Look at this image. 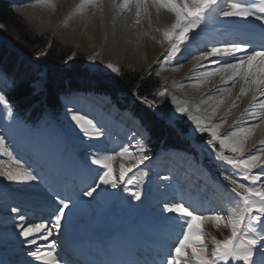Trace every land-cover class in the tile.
Returning <instances> with one entry per match:
<instances>
[{
  "label": "bare ground",
  "instance_id": "6f19581e",
  "mask_svg": "<svg viewBox=\"0 0 264 264\" xmlns=\"http://www.w3.org/2000/svg\"><path fill=\"white\" fill-rule=\"evenodd\" d=\"M13 1L16 4H19L20 8L23 9V12H25V15L28 16L32 23L37 25L40 31H49L51 34L53 33V36H58L59 39L72 44L77 49L89 52L91 60L94 62V67H102L105 65L107 70L115 71V68H120L122 65H128L135 68H152L157 66V70L162 77L161 90L166 89L174 102L171 112V118L173 120L180 119L187 114L189 118L190 115L200 116L205 119L207 125H215L220 123L223 119L225 122L219 129V134L222 136L234 131L237 126L247 127L250 124L255 125L254 131L248 136V139L245 142L243 156L247 157L248 154H256L258 149L264 147V143H262L264 142V118H261V112L259 109H253L251 107V104L253 103V93L248 92L246 95H240L241 87H247L244 79L238 77L234 82H228L227 85L223 83L222 77L219 74L200 79V73L202 71L214 66L208 61H200L201 64H203V68L196 67L198 59L202 55H206V50H210L212 47L225 42L221 41L217 44L209 45L203 44L208 38L212 37L210 34H212L214 32L213 30L217 27L219 29L230 28L233 26H248L254 30H258L256 31L257 34L260 36L263 35L262 37H264V26H262V22L256 18L249 17L247 19H242L238 17L223 16V12L229 10L226 9L225 6L232 4L235 2L234 0L230 3L225 2L223 5L218 3L220 4V8L214 6L209 10L203 18L200 28L190 36L189 41H185L181 45V51L167 62L164 60V57L170 48V42L164 39L163 31L174 23L175 16L164 8L157 9L153 0H146V3H144L139 9V16L137 15L135 2L129 3L128 7H123V0H91V2H89V0ZM254 1V3H258V0ZM199 43L201 45H199ZM252 51L253 50L250 48L246 49L245 52L237 53L236 58L244 56L241 55L242 53H245L246 55ZM223 59H226L227 62H235L233 59ZM109 64L114 65L115 68H109ZM227 75L228 73L224 74V79H226ZM238 97L239 99H237ZM259 99H264V97H258L257 102ZM221 100L223 101L222 103ZM99 104L96 121H99L98 127H101L102 131L107 132V134L104 135L103 138L92 139V142L97 145V147H102L104 145L110 146V144H112L120 151L121 144H124L122 143V140L128 139V137L130 140L138 138V135L133 131L135 125L127 114L117 112L106 100L101 99ZM181 104L188 107V112L179 113L175 111L177 107L181 106ZM197 106L199 110H197ZM213 109H215L214 116L212 115ZM253 112L257 119H253L251 115ZM189 123L195 128L194 121L189 119ZM4 125L6 126L4 121L0 118V138L2 139L7 136V138H9L10 132L12 133L13 131L12 126L5 128ZM5 129L8 130L6 131ZM112 129H119V131L114 134L111 132ZM4 131L5 134H2ZM25 139L27 138L25 137ZM18 140H20V138L18 139L17 137L14 141ZM62 141L64 143V140ZM19 142H21V140ZM60 143L61 141L59 142L58 148L62 146ZM12 144H14V142ZM73 144L71 143V145ZM4 145L5 144L3 143V145L0 146V168L10 167L13 170L17 168L24 170L30 166L35 171L39 170L42 177L40 180L41 183L47 179L45 182L50 183V185L49 187H46L48 189H44L42 186L45 184L42 185L38 182L8 181L5 177L0 176V249L12 244L11 241L13 240H23L24 237L19 235V225L21 223L27 227L44 222V217L42 218L30 214L24 215L25 221L21 222L19 219L21 214H18L17 211H12L13 208L16 207L15 205L19 202L20 204H27L29 201L40 202V206L36 211H39L42 215L45 214L52 217V211L58 201L54 196L47 193L49 190L52 191L56 186L58 187L57 191L60 193V198H63L64 196L73 198L69 208L66 209V216L61 221L62 228L60 227L59 229L65 237H72L74 234L81 232H89L87 235H83V240L86 241L91 240L89 237L96 236L91 240L94 242H91V245L87 246L88 249L93 250L94 247H97V242L99 244H104L106 242L108 245L115 243L114 246H117V244H121V237L122 240H127L132 234L134 242H136L135 245L144 246L145 243H156L159 249L163 251L162 253L164 256L167 257L168 253L172 251V245L177 241L178 237L182 238V236H180V228L172 219V214L160 217L149 214V211L151 213L153 212L149 206L150 192L149 195L145 194L147 196H144V199H149L148 202L144 201V203L147 204L144 206L143 203L140 206V208L143 207L141 217L134 218V216L133 221L130 222L131 218L129 215L127 218H121L120 220L116 219L118 224L111 225L110 223L112 221H108V217L104 215H108L114 219L115 214H117L119 210L129 207L127 206L129 203L125 202L126 200H122L123 205L117 211L114 208H110L114 202L112 203L109 201L107 204L101 203V205L97 201L90 200L89 198L91 197H86L81 194L88 185L93 183L94 178L96 181L98 180L96 166L94 167L92 164L87 163L89 166H87V175L85 176V166H83L85 163H81V168L78 169L77 167L80 165H75V162L77 163V161L75 160L73 163L72 159L67 158V155L65 156L64 164L60 163L61 161L59 162L56 156H50L49 158L52 159L50 160L51 162L37 163L35 166H31V164H28L26 161L17 157L18 154L15 152L17 149L16 144L13 146L9 144L7 147ZM19 145L21 147L20 150H22V156L28 152L27 149L30 151L32 150L33 152L35 149V152L38 151L37 155L45 157V149L43 150L44 147H37L35 146L36 144L31 146L19 143ZM67 145L68 144L65 146L67 147ZM80 145H76L75 148L79 150L82 148ZM69 146L70 145H68V148H70ZM8 153H11L13 157L19 160L20 165L13 164ZM173 155V159H166L163 155H158L155 158L156 161L148 171L141 170L143 173L147 172V176L143 179H140L142 173L137 174L138 176H136V180L139 182L138 186L141 193L145 191L147 177L154 180L164 172H169L170 174H178L180 178L188 177L189 184L191 183L189 188L194 194L200 197L203 196L201 201L194 200L195 206H201L205 211L220 206L228 208L229 210L235 207L234 202H228V198L234 195V193H229L225 190V187L227 186L225 182L228 180H222L215 176L212 169L207 165H205L207 168L203 167V164L198 168H192L191 165H188L189 163L186 165L185 163L188 158L185 159L184 157H179L180 155L177 151L174 152ZM119 158L120 162L123 163L125 157L119 156ZM69 160L72 161V164L70 163L71 168L67 165L69 164L67 162ZM53 161L56 162L54 170L50 165ZM72 168L76 170L77 176L74 172H70ZM227 168L228 170H231L234 175H237L236 169H233L232 166L228 165ZM237 171L240 173L238 177L240 180V178L243 177V173L241 170L237 169ZM252 171L256 172L257 170L253 169ZM53 173L56 174V176H60L61 179L59 181L58 178L55 179L52 175ZM68 177L74 179L75 182L67 179ZM79 178L81 179V182H77V179ZM64 181L65 185L62 184ZM154 183L155 182L153 181V184ZM262 184L264 186V180H262ZM150 187H152V190L158 191L156 185H151ZM185 187L188 188L187 185ZM101 188H103V186H101ZM18 190H23L27 193L22 195L18 193ZM66 191L69 192L68 195H66ZM117 192L118 191H113L116 195ZM158 193L159 201H164L166 198L168 201L170 199L173 201L174 198L178 199V197H185L186 201L190 200L189 195L186 194L184 196V190L175 191L174 188H171L170 186L161 189ZM45 194L47 196H45ZM7 200H9V202L13 201L14 203L12 205L14 207H10L6 204L5 201ZM168 201L167 203H172ZM210 202H212L213 205ZM95 204L102 206L100 209L108 208L107 211L106 209L103 210L101 218H96L97 214L95 215L94 210H96L97 205ZM33 205L34 202L25 208L32 210L31 207H33ZM45 209L50 210L45 212ZM128 211H126V213ZM123 213L120 212L119 214ZM223 214L228 216L229 212ZM117 215L115 218H118ZM11 216H13V218H11ZM152 218L159 219L155 221ZM138 221H143V223H140L135 227ZM127 223L129 226L125 227V224ZM12 224H14V226H10ZM44 224H49L50 226L51 223L48 221ZM102 228H105L108 231H103ZM130 228H134L133 233L127 231ZM121 230L122 232H120ZM244 231L245 233H248L251 230L250 228H246ZM93 233L95 235H93ZM143 234L146 236V240L141 237ZM212 235L215 239L219 237L216 231L212 232ZM54 236L56 237V233H53L52 237H49L46 242L54 239ZM96 239H99L100 241L95 242ZM39 242L42 241H36V244L34 245L27 243L28 245H25V249L20 248L19 245L18 247L14 246L3 252L6 253V255H13V257H19L20 255L24 257L29 256L31 255V252L37 251L36 249L39 246ZM188 251L190 252L191 249ZM260 252H264V248L258 247L254 256L256 257L257 255L262 254ZM151 253L152 254L150 255L145 254L144 259L148 263L151 262V260L160 262L161 259H163L161 253L160 255L154 252ZM59 256H61V254ZM15 259L16 258H14V260ZM41 264H48V262H42ZM180 264H182V262H180ZM259 264H264V261Z\"/></svg>",
  "mask_w": 264,
  "mask_h": 264
},
{
  "label": "snow or ice",
  "instance_id": "6c2138e0",
  "mask_svg": "<svg viewBox=\"0 0 264 264\" xmlns=\"http://www.w3.org/2000/svg\"><path fill=\"white\" fill-rule=\"evenodd\" d=\"M131 2H135L137 15L139 16V9L146 3V0H123L122 6L128 7ZM153 3L157 9L164 8L175 16L174 23L163 31L164 39L170 42V48L164 57L167 62L181 51V45L185 41H189L190 36L200 28L203 18L209 10L218 4V0H153ZM223 16L242 19L255 17L264 26V0H258V3L251 4L245 2V0H237L231 5L229 10L223 12ZM249 48H251V45L245 41H225L210 50H206V55H202L198 59L196 67L203 68V64L200 61H208L214 67L202 71L200 79L219 74L225 85L228 82H234L238 77H242L247 87H241L240 95L252 92L253 103L251 107L259 109L261 118H264V99H259L257 102L258 97H264V50L252 51L240 58H236L237 53L245 52ZM223 58L233 59L235 62H227ZM108 67L115 68L112 64H109ZM115 70L118 71L119 69L115 68ZM225 73H228L226 79H224ZM157 94L165 96L167 90L163 89ZM0 104L6 106L9 115L12 114L11 105L3 92H0ZM147 106L149 108L156 107L154 102H148ZM197 110H199L198 106ZM70 111L72 113L70 116L71 121L74 122L84 137L91 140L94 138L99 139L104 135L102 128L98 127L99 121L94 122V118L89 119L87 116L79 114L78 109ZM175 111L186 113L188 112V107L181 104ZM212 115H215V109H213ZM251 115L253 119H257L254 112ZM160 119L164 120L169 127L173 126L174 121L171 116L161 113ZM190 119L195 122L196 132L207 133L211 137L198 146L199 151L203 153L207 149L216 159L232 166L234 169L241 170L243 179L245 181L250 180L252 186L240 182L231 175H225L224 179L235 186L231 190L234 195L228 198V202H234L235 207L230 210L223 206L208 209L211 213L209 215L198 214L195 207L191 205L185 206L184 202L165 204L163 210L172 214V219L180 228V236L182 238L178 237L177 241L172 245V251L165 257L164 264H180V262L182 264H221V262L223 264H233V261L236 264H256L254 259L255 251L258 247L264 248V188L255 186L257 182L264 180V147L258 149L256 154H248L247 157L243 156L245 142L254 131L255 125L250 124L247 127L237 126L234 131L222 136L219 134V129L225 122L223 119L215 125H207L205 119L200 116L190 115ZM3 143V139L0 138V146ZM217 144L219 148H217ZM225 149L230 150L234 155H225ZM192 150L196 152L197 148ZM141 151H145L142 146ZM118 155L129 158L127 165L123 163L119 165L118 178H114V156L112 154L91 159V164L97 166L99 183H96L94 178L93 183L95 186L88 185L86 190L81 193L83 196L94 197L101 185H110L111 188L116 189L125 182L129 185L133 184L135 178L126 180V175L149 159L147 155L133 157L129 148L123 146H121ZM8 156L13 164L20 165V161L13 157L11 153H8ZM253 169L257 171L253 172ZM0 176L5 177L8 181L21 182H37L42 179L40 173L33 170L30 166L24 170L19 168L13 170L10 167L0 168ZM145 176H147V172L142 173L140 179ZM125 191H129L136 200L141 199L140 191H131L130 189H125ZM55 198L58 202L52 212L51 228L44 223L27 227L21 223L19 225V235L30 238L33 234L46 232L47 235L43 236V239L47 240L54 229L61 227V221L66 216V209L69 208L71 198L67 196L60 198L59 192L55 193ZM12 211L16 212L18 210L13 209ZM225 212H229L227 219L223 215ZM19 219L23 222L25 221V216L20 215ZM209 221L214 222L217 227L224 224L230 227L231 230V235L226 239H214L215 247L210 254L207 251V245L204 243L206 233L203 230V226ZM250 226L251 231L245 233L244 230ZM242 233L245 235L243 240L241 239ZM28 243L34 245L36 240L28 239ZM54 243L55 241H53ZM189 249H191L190 252L188 251ZM31 256L35 260L46 261L48 264H59L54 251L41 252L37 250L31 252Z\"/></svg>",
  "mask_w": 264,
  "mask_h": 264
},
{
  "label": "rangeland",
  "instance_id": "374dc122",
  "mask_svg": "<svg viewBox=\"0 0 264 264\" xmlns=\"http://www.w3.org/2000/svg\"><path fill=\"white\" fill-rule=\"evenodd\" d=\"M7 1H9V6L16 13H18L19 15H21L23 17L25 23L34 32H36L40 36V38L42 40H45L47 42V45L56 44V45H58V46H60L62 48H65L70 53V61L65 66H62V65L61 66H59V65L57 66L61 71L76 70L77 67L75 66V64L73 62H71V60H76V62L78 60L80 62V64H81L80 71H84V72H87L89 74H93L96 77H102V78H107V79H109L110 76L118 74L120 71H122L124 69H132V70L138 71L140 74H143V75H146L148 77L153 78V80H154L153 84L155 85V89L153 91H151L150 93H148L147 95H145L143 97L140 96L139 99L142 102H145L146 105H147L148 102H154L156 107L153 108V109H155V111L159 115L161 113H165L168 116H171V112H172V109H173V106H174V102L172 100V97L168 93L165 96H159L157 94L159 91H161V88H162V85H161L162 77H161L160 73L157 70V66L152 67V68H149V67H147V68L146 67H144V68H135V67H131V66H128V65H122L120 68H118L119 69L118 71H116V70L115 71L107 70L105 65H103L102 67H94L93 66L94 62L91 60V56H90L89 52L77 49L72 44L67 43V42L59 39L58 36H56V35L53 36L52 35L53 33L51 34V32H49V31H40L38 29L37 25L32 23L30 21V19L28 18V16L25 15V12H23V9L20 8L19 4H16L13 0H7ZM1 37L5 39V41L8 43L9 46H13L14 48L18 49L17 47L14 46V44H13L11 39H8V38L3 37V36H1ZM18 52L22 55L23 58H27L28 61L32 62V64H35L36 66H41L39 61H38V59H36L34 57H31V56H28L27 54L26 55L23 54L21 49H18ZM79 62H77V63H79ZM48 69H49L48 66L43 65L42 69L38 72V76L39 77L34 82L35 91H40L41 89L45 90V81H46V78H47ZM43 72H44V74H43ZM10 81H11V78H9L7 75H4L3 73H0V92H3L4 95H5V92H6L5 89L9 86V82ZM70 95H71L70 100L68 99V102H66V105H64V107L61 109V111L59 113V119H57L55 116H52V114L50 113V114H47L43 119H41V121L36 122L34 124L31 123V122H27L26 120L21 118L12 109V107H11L12 114L9 115L6 106L3 105V104H0V115H1L0 118H1V120L4 121V124H6V126L4 125L5 128H8L9 126L13 127V131H12V133L10 132L9 138H7L8 136L3 138L4 139L3 140L4 144H5L4 146L7 147V145L9 146V144L11 146H13L14 144H12V143L18 137V139L20 138V140H25L26 142L30 141V143L32 145L36 144L35 146H37V147H44L43 150L45 149V157L44 156L42 157L40 155L36 156V154H37L36 153L35 154L36 160H39V161H42V162L46 161L48 163V162H51L50 160H52L51 158H49L50 156H56L58 161L59 162L61 161L60 163L64 164L65 163V156L67 155V158L72 159L73 163L75 162V160L77 161V163L75 162V165L77 164V166L80 165L81 163L82 164L85 163V165H83V166H85L84 169L87 167V163L91 164V159L92 158L98 157V156L112 154L114 156V160H113L114 178H118L119 165L122 164V163L120 162V158H119V155H118L119 150H117L116 146H113L112 144H110L111 145L110 147H109V145H104L102 147H97V145H95L92 142L93 141L92 139L89 141V139L87 137H84L82 135L80 130L76 127L74 122H72L71 119H70V116L72 114L70 110L78 109L79 110V114L85 115L89 119H93L94 118V122H95L96 121V117H97V113H98V108H99V105H100L99 101L101 99H103V100L108 101V103H110V105L117 112H120V113H123V114L124 113L127 114L128 117L133 122V124L135 125V128L133 129V131L138 135V138L135 139V140L134 139L130 140V138L128 137L129 140L128 139L122 140V143H124V144H121V146L128 147V148L130 147L129 150H130V153H131V155L133 157H139L141 155H147L149 157V159L144 161L142 164H140L138 168L133 169L131 172H129L126 175V178H125L126 180L130 179V178H135L133 184L129 185V184H127L125 182V183L120 184L116 189L111 188L110 185H101V186H103V188H101V186H100V188H98L96 193L94 194V197L89 198L90 200L97 201L100 204L101 203L102 204L103 203L107 204L109 201L112 202V203L114 202L112 204V206H110V208H114L117 211L123 205L122 200L123 201L126 200L125 202L129 203L127 205L129 207L125 208L127 210H125V209L122 210L121 209V210L118 211V213H117L118 215L115 214V216L117 215L118 218H115V216H114V219H112L110 216L104 215V216L108 217V221H112L110 224L111 225L118 224L117 223L118 219L120 220L121 218L122 219L123 218H127V216H129V215H130V218H131L130 222L133 221V217L134 216H135L134 218H138V217L142 216V213H143L142 208L143 207L140 208V206L144 203V201H146V199H144V196L149 195V192H150L151 196L155 194L154 192L152 193V191L150 190L151 189L150 186H151L152 181H154L155 183L156 182L158 183V191L157 192H160L161 189H164L165 187H169V186L171 188H174L175 191L184 190L185 191L184 196L188 192H190V190L185 189L186 185L188 186V188H189V186H191V183L189 184L188 177L182 178L181 182H182L183 188H179L178 187L179 183L173 182L174 179L176 178V176H175L176 174L175 173L174 174L173 173H171V174L169 173L170 175L163 173L162 175H159L154 180H151V178L147 177V179H146L147 182L145 184V189H144L145 191H143V193H141V199L140 200H136L133 196H131L130 192L129 191H125V189H130L131 191H140V188L138 186L139 182L136 180V178H137L136 176H138L137 174L138 173H143L142 172L143 170L144 171H148V169L151 168L152 164L156 161L155 157L160 155V154H158L157 156H155V155L152 156V155L148 154L149 150L152 147L151 144H153V143L149 139V134H148L147 130L140 123L139 119L133 114V111L131 109H128L127 111H129L132 116L130 115V113H127L126 111H123V110L117 108L118 106L113 100H112L113 101V103H112L111 100L104 99L105 97L108 98V96L100 95L99 93H95V92H86V91H80V90H74L70 94H68V96H70ZM138 96L139 95L137 93L136 94L134 93V94H131L130 98H131V100H133V98L138 97ZM5 97H6V95H5ZM6 99H7V97H6ZM166 104L169 106V111L168 112L159 110V107H161V106L164 107ZM120 108H122V107H120ZM189 119H190L189 116L186 114V115L182 116L180 119H177V120H173L172 119V120L174 121L173 125L180 126L181 124H185L187 126L188 131L186 132V136L188 138H190L192 140V142L195 144V148H197V156L195 157L192 153H185V151L180 150V151H177V152H179V155H180L179 157H184L185 159L188 158V160L186 161L185 164L187 165L189 163L188 165L189 166L191 165L192 168H198L199 166H201V164H203L204 165L203 167H205V168H207L205 165H207V166L210 165L211 167H214L216 169V171H215L216 173L220 172L224 176L225 175H231L234 178L238 179L240 173H238L237 169H236L237 175H234L231 170H228V168H227L228 165L226 163H223L220 160L216 159L214 157V155L209 150L205 149V152H203V153H201L199 151L198 146L202 145L205 141L204 142H200L199 141V142L196 143V137L199 136L201 133H198V132L195 131V128L193 127V125L191 123H189ZM137 126H138V128H137ZM5 130L7 131L8 129H5ZM118 131H119V129H116V130L112 129L111 130V132L114 133V134H116ZM2 134H5V131ZM106 134H107V132H104V135H106ZM205 134L207 136V139L211 138L207 133H205ZM104 135L102 136V138L104 137ZM15 136H17V137H15ZM64 136L67 137V138H65ZM25 137L27 139H25ZM62 140H64V143H63ZM60 141H61L60 144L62 146L60 148H58V145H59ZM65 141H68V142H65ZM73 142H74V144H73ZM71 143L73 145H71ZM86 143H88L89 145L86 144ZM66 144L70 145L69 146L70 148H68V145L66 147L65 146ZM76 145H80L82 148H80L78 150V149L75 148ZM141 146L143 147V149H145V151H143V152L141 151ZM109 148H114V149L110 150ZM217 148H219L218 144H217ZM103 150H106V151H103ZM226 150H224L225 155H227V156H233L234 155L228 149H226ZM174 151H175V149H170L169 150V154H171V155L174 154ZM166 152H168V151L163 150L161 152L160 149L157 150V153L165 154ZM176 154H178V153H176ZM205 157H206V159H204ZM70 161L71 160L67 161L69 163V164H67L69 168H71V164H72V161L71 162ZM55 163L56 162L53 161V163L50 164L53 167V170H54ZM128 163H129V158L125 157L124 160H123V164L127 165ZM81 165L78 166L77 168L80 169ZM92 166L95 167V165H92ZM96 168H97V166H96ZM210 169H212V168H210ZM71 171L72 170H70V172ZM37 172H39V171H37ZM213 174L215 175L214 172H213ZM84 175H86V172L84 173ZM211 178H213V177H211ZM46 180L47 179H45L42 183L40 181H37V182L41 183L42 185L45 184L42 187L44 189H48V188H46V187H49V186H46V183H47V182H45ZM239 181L242 182V183H246L247 185H251L250 182H249L250 180L245 181L243 179V177L240 178ZM96 183H99V180H97ZM161 183H162V185H161ZM192 183H194V182H192ZM229 183H230V181H229ZM91 185L93 187L95 186L94 183H92ZM232 186L235 187L234 185H232ZM148 188H150V189H148ZM225 190H226V192L232 193V191H230L231 189L229 187H227V186L225 187ZM113 191H118L117 195L114 194ZM186 191H187V193H186ZM23 192H24L23 190H18V193H20L22 195L27 193V192H24V193ZM123 193H124V195H123ZM47 194H49V195L52 194V196H54L53 195V191L51 193L50 190H49V192ZM145 194H147V195H145ZM157 194L159 195V193H157ZM187 195L190 196V194H187ZM45 196H47V195L45 194ZM151 196H150L149 206H150V209L153 212L151 213L149 211V213L152 214V215H155L154 213H156V214H158V217L169 215L170 213H167V212H165L163 210L165 203L166 204H168V203L159 201L158 200L159 196H158L157 198H155L157 201H159L158 205H152V201H153L154 197L151 200ZM201 198H203V196ZM72 201H73V198H71V202ZM128 201H130V202H128ZM5 202L10 207L13 206L12 204L14 203L13 201L9 202V200H7ZM71 202H70V204H71ZM171 202H183V201L180 200V199H178V200L174 199ZM17 205L18 204H16L15 206H17ZM95 205H97V204H95ZM145 205H146V203L144 204V206ZM100 208H102V206L97 205L96 210H94L95 211L94 212L95 215L97 214L96 218H98V217L101 218L103 210L106 209V208H103V209H100ZM107 209H106V211H107ZM126 211H128V212L126 213ZM120 212L121 213L125 212L126 214L125 213H123L124 215L123 214H119ZM198 214L209 215L211 213L210 212H198ZM223 215H225V214H223ZM11 218H13V216H11ZM152 219L157 221L159 218H152ZM225 219H227V215H225ZM10 226H14V224H12ZM47 226H49V224H47ZM128 226H129L128 223L125 224V227H128ZM49 228H51V225L49 226ZM61 228H62V226H61ZM249 228L251 230V226ZM102 229H103V231H108L105 228H102ZM203 230L206 233V235L204 236V242L206 243V245L208 247V251H209L208 253L209 254L211 253V250L215 247V244L213 242L215 237L212 235V232L216 231L217 234L219 235V237H217L215 240H224V239H226L227 237H229L231 235L230 227L225 226L224 224H221L219 227H217V225L214 222H211V221L205 223V225L203 226ZM53 233H56V237L63 236V233H62V231L60 229L53 230L51 235H53ZM81 233H83V232H81ZM45 235H47V233L46 232H42V233H38V234H33V236L30 237V238H25L24 237L23 240H13V241H11L13 246H12V244H10L9 246L0 249V252L1 251L2 252L6 251L7 249H10V248H12L14 246L18 247L19 245H20L19 246L20 248H24L25 249V245H28L27 244L28 243V239H35L36 241H40V240L42 241V242H39V246L37 247L36 250H40L41 252L53 251L52 249H50V246H49V245H51V243H52L51 241L53 239L50 240V241L48 240L49 242H46L47 240L43 239V236H45ZM242 235H241V239L243 240L245 235L243 233H242ZM49 237L50 236H48L47 239H49ZM56 237L54 236V238H56ZM22 245H23V247H22ZM56 253H55V255H56L57 260L59 261V264H63V262H61L59 256ZM260 253H262V254H260L261 256L259 255L260 257L259 256H257V257L254 256L255 261H261L262 260L261 258H264V252H260ZM9 258H10L9 260L11 262L15 263V264H16V262H18L19 264H41L42 262L43 263L46 262V261H42L41 262V261L35 260L34 257H32L31 255L25 256V257L22 256V255H20L19 257H13V255H12V256H9ZM14 258H16V259L14 260ZM262 262H260V263H262ZM221 264H223V262H221ZM233 264H236V262L233 261Z\"/></svg>",
  "mask_w": 264,
  "mask_h": 264
},
{
  "label": "trees",
  "instance_id": "16d2710c",
  "mask_svg": "<svg viewBox=\"0 0 264 264\" xmlns=\"http://www.w3.org/2000/svg\"><path fill=\"white\" fill-rule=\"evenodd\" d=\"M1 36L11 39L23 54L38 59L41 66L23 58L18 49L9 46ZM69 61L70 53L65 48L56 44L47 45V42L25 23L23 17L9 6L7 0H0V73L12 79L6 96L19 116L28 122H36L45 113L46 108L52 109L59 116L72 89H98L110 93L119 103L124 99L127 106H131L148 129L153 146L164 138L167 145L193 151L194 145L191 141L173 126L169 127L145 102L137 97L131 100V94L137 93L143 97L153 91V78L132 69H124L109 79L96 77L80 71L81 64L78 60L79 63L71 60L77 67L76 70L61 71L57 67L65 66ZM43 65L49 67L45 90L35 91L34 82L38 79V72ZM120 91H124L126 95L121 97ZM161 110L168 112L169 106H161Z\"/></svg>",
  "mask_w": 264,
  "mask_h": 264
}]
</instances>
